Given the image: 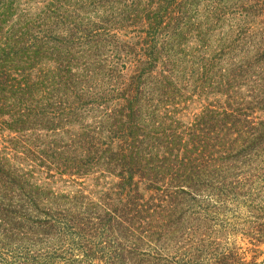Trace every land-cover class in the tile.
<instances>
[{"label":"trees","instance_id":"16d2710c","mask_svg":"<svg viewBox=\"0 0 264 264\" xmlns=\"http://www.w3.org/2000/svg\"><path fill=\"white\" fill-rule=\"evenodd\" d=\"M262 186L264 0H0V264H248Z\"/></svg>","mask_w":264,"mask_h":264},{"label":"rangeland","instance_id":"374dc122","mask_svg":"<svg viewBox=\"0 0 264 264\" xmlns=\"http://www.w3.org/2000/svg\"><path fill=\"white\" fill-rule=\"evenodd\" d=\"M194 109L195 106H192L191 112H196ZM255 194L256 200L253 205L251 202L238 201L239 204H229L224 210L219 211L211 206L205 208L204 205L202 207L194 205L193 213L206 210L214 220H189L191 229L189 234L193 235L190 239L195 242L190 248L202 246L200 248H205L209 255L220 253L222 248L233 249L238 257L245 259L248 264H264V244L254 241L250 233L257 224H264V193H253ZM256 217H259L260 221L254 220ZM200 239L203 240V245H199ZM18 246L14 249L22 256L25 251ZM20 247L25 248L21 245Z\"/></svg>","mask_w":264,"mask_h":264}]
</instances>
